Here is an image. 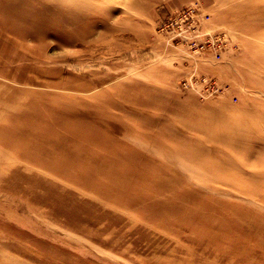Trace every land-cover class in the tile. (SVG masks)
<instances>
[{
	"label": "rangeland",
	"instance_id": "374dc122",
	"mask_svg": "<svg viewBox=\"0 0 264 264\" xmlns=\"http://www.w3.org/2000/svg\"><path fill=\"white\" fill-rule=\"evenodd\" d=\"M106 7L0 0V264H264V0Z\"/></svg>",
	"mask_w": 264,
	"mask_h": 264
},
{
	"label": "built area",
	"instance_id": "2783aa9c",
	"mask_svg": "<svg viewBox=\"0 0 264 264\" xmlns=\"http://www.w3.org/2000/svg\"><path fill=\"white\" fill-rule=\"evenodd\" d=\"M193 14L194 13L191 11H186L177 17L180 20V23L178 24L180 31L181 30L187 31L188 29H191V32H197V33L199 32V30L196 28L198 25L196 24V19L194 18ZM186 21H188V23ZM197 35H201V34H196L195 36ZM204 35H205L204 42L200 44H196V48L198 50H205L207 48H213L214 50L220 49L222 41L221 43L220 42L217 43V40L219 39L218 36L214 37V35H210L208 33H205ZM199 80H201L205 84L204 87L205 91L207 92L210 90L217 91V86L215 84V81L210 78H207L206 76H190L188 80H185V82H183V85L185 87L194 88V84H196Z\"/></svg>",
	"mask_w": 264,
	"mask_h": 264
},
{
	"label": "clouds",
	"instance_id": "9594fccd",
	"mask_svg": "<svg viewBox=\"0 0 264 264\" xmlns=\"http://www.w3.org/2000/svg\"><path fill=\"white\" fill-rule=\"evenodd\" d=\"M92 2L97 6V8L106 11V5L109 3V0H92Z\"/></svg>",
	"mask_w": 264,
	"mask_h": 264
}]
</instances>
